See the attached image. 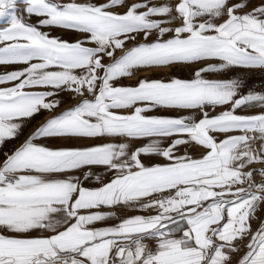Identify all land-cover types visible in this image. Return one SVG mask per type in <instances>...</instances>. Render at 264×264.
<instances>
[{
	"label": "snow or ice",
	"instance_id": "obj_1",
	"mask_svg": "<svg viewBox=\"0 0 264 264\" xmlns=\"http://www.w3.org/2000/svg\"><path fill=\"white\" fill-rule=\"evenodd\" d=\"M5 18L0 264H264V0H0Z\"/></svg>",
	"mask_w": 264,
	"mask_h": 264
},
{
	"label": "rangeland",
	"instance_id": "obj_2",
	"mask_svg": "<svg viewBox=\"0 0 264 264\" xmlns=\"http://www.w3.org/2000/svg\"><path fill=\"white\" fill-rule=\"evenodd\" d=\"M100 2H102V0H100ZM31 23H34L35 20H31L29 21ZM0 23H6V18L4 20H0ZM52 35H55V36H65V38H69L71 40H75L77 38H79L78 34L76 33H70V34H66L64 32H62L61 30H53L52 31ZM199 65H193V67H198ZM19 67V66H18ZM4 71L3 68H0V72ZM165 71H171L170 69L168 70H165ZM178 76H184V75H187V73H181V72H178L176 73ZM142 77H152V78H158L157 75H156V70H144V71H141L139 73H137L136 76L132 77L131 79H124L122 81H120V83L122 84H131V83H134V81L137 79V78H142ZM71 103H73L72 100H67V102L63 105V107H67L69 106ZM221 109L220 108H216L215 111L218 113ZM150 114H157V113H150ZM51 113H44L43 115H40V116H37L35 120L32 121V124L31 126L26 130L27 131H31L32 128H34L37 124L41 123L43 121V119L47 118L48 116H50ZM174 115V113H173ZM261 211H264V209H261Z\"/></svg>",
	"mask_w": 264,
	"mask_h": 264
},
{
	"label": "crops",
	"instance_id": "obj_3",
	"mask_svg": "<svg viewBox=\"0 0 264 264\" xmlns=\"http://www.w3.org/2000/svg\"><path fill=\"white\" fill-rule=\"evenodd\" d=\"M56 143H59V141H57ZM138 143L142 144V143H144V141H139ZM144 162L145 163H156V162H162V161H160L158 159H154V160L145 159ZM101 210H106V209H101ZM131 214H138V213H131ZM108 223H111V221H109ZM97 226H104V224L103 223H100Z\"/></svg>",
	"mask_w": 264,
	"mask_h": 264
}]
</instances>
